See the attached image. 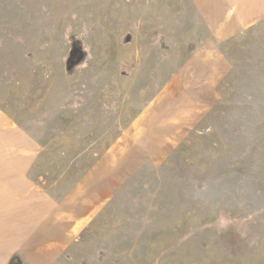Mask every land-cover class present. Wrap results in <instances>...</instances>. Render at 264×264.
<instances>
[{"label":"rangeland","instance_id":"1","mask_svg":"<svg viewBox=\"0 0 264 264\" xmlns=\"http://www.w3.org/2000/svg\"><path fill=\"white\" fill-rule=\"evenodd\" d=\"M241 3L0 0V190L100 203L52 264H264V5Z\"/></svg>","mask_w":264,"mask_h":264},{"label":"crops","instance_id":"2","mask_svg":"<svg viewBox=\"0 0 264 264\" xmlns=\"http://www.w3.org/2000/svg\"><path fill=\"white\" fill-rule=\"evenodd\" d=\"M252 2L240 5L252 13ZM22 184L11 194L0 190V264L15 256L23 264H52L94 221L100 203L96 196L58 201Z\"/></svg>","mask_w":264,"mask_h":264},{"label":"trees","instance_id":"3","mask_svg":"<svg viewBox=\"0 0 264 264\" xmlns=\"http://www.w3.org/2000/svg\"><path fill=\"white\" fill-rule=\"evenodd\" d=\"M10 264H21V261H20V259L15 258V259H13V260L11 261Z\"/></svg>","mask_w":264,"mask_h":264}]
</instances>
